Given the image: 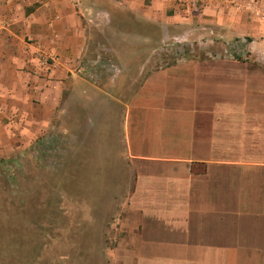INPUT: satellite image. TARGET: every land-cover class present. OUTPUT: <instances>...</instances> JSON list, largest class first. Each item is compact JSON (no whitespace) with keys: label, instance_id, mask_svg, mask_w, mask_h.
Returning <instances> with one entry per match:
<instances>
[{"label":"crops","instance_id":"0c3cea01","mask_svg":"<svg viewBox=\"0 0 264 264\" xmlns=\"http://www.w3.org/2000/svg\"><path fill=\"white\" fill-rule=\"evenodd\" d=\"M81 111L86 163L110 167L122 143L112 264H264L263 19L224 1L0 0V167Z\"/></svg>","mask_w":264,"mask_h":264},{"label":"rangeland","instance_id":"374dc122","mask_svg":"<svg viewBox=\"0 0 264 264\" xmlns=\"http://www.w3.org/2000/svg\"><path fill=\"white\" fill-rule=\"evenodd\" d=\"M36 140L43 145L0 167V264H112L124 236L122 143L110 167L86 163L85 111ZM104 175L116 184L104 185Z\"/></svg>","mask_w":264,"mask_h":264},{"label":"built area","instance_id":"2783aa9c","mask_svg":"<svg viewBox=\"0 0 264 264\" xmlns=\"http://www.w3.org/2000/svg\"><path fill=\"white\" fill-rule=\"evenodd\" d=\"M198 3L214 2V1H224L230 6L235 7L237 10L254 13L259 18L264 20V1L263 0H190ZM39 63L42 69L51 70L55 67L57 63V57L55 55H50L48 52L39 48L37 51Z\"/></svg>","mask_w":264,"mask_h":264},{"label":"trees","instance_id":"16d2710c","mask_svg":"<svg viewBox=\"0 0 264 264\" xmlns=\"http://www.w3.org/2000/svg\"><path fill=\"white\" fill-rule=\"evenodd\" d=\"M48 139H50L49 137H47V139L45 138L44 140H48ZM54 140V139H53ZM41 146L43 145V142H40L39 143Z\"/></svg>","mask_w":264,"mask_h":264}]
</instances>
